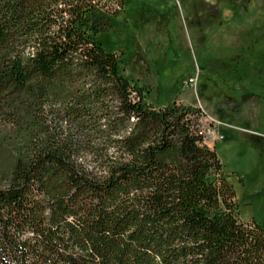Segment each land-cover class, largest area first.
<instances>
[{"label": "trees", "instance_id": "16d2710c", "mask_svg": "<svg viewBox=\"0 0 264 264\" xmlns=\"http://www.w3.org/2000/svg\"><path fill=\"white\" fill-rule=\"evenodd\" d=\"M124 5L0 0V264H264L204 111L153 106L98 37Z\"/></svg>", "mask_w": 264, "mask_h": 264}, {"label": "rangeland", "instance_id": "374dc122", "mask_svg": "<svg viewBox=\"0 0 264 264\" xmlns=\"http://www.w3.org/2000/svg\"><path fill=\"white\" fill-rule=\"evenodd\" d=\"M113 24L98 37L149 103L200 107L219 124L225 139L209 147L242 220L264 229V0H125Z\"/></svg>", "mask_w": 264, "mask_h": 264}, {"label": "built area", "instance_id": "2783aa9c", "mask_svg": "<svg viewBox=\"0 0 264 264\" xmlns=\"http://www.w3.org/2000/svg\"><path fill=\"white\" fill-rule=\"evenodd\" d=\"M192 82H194V81L192 80ZM205 122H208L210 124V126H211L210 129L206 128ZM198 126H199V128H198L199 134L202 135L206 145L210 146L211 142L213 144H215L217 142L224 141L225 137L219 129L220 128L219 124L215 120L207 119L205 111L203 112V115L199 119ZM212 126H213V128H212Z\"/></svg>", "mask_w": 264, "mask_h": 264}]
</instances>
